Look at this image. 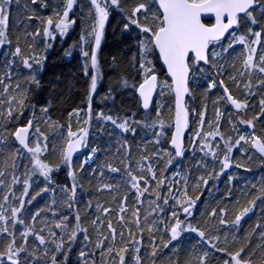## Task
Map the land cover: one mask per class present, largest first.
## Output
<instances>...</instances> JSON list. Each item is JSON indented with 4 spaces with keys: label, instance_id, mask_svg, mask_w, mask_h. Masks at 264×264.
Masks as SVG:
<instances>
[{
    "label": "snow or ice",
    "instance_id": "obj_1",
    "mask_svg": "<svg viewBox=\"0 0 264 264\" xmlns=\"http://www.w3.org/2000/svg\"><path fill=\"white\" fill-rule=\"evenodd\" d=\"M31 5H36L38 0H29ZM20 8V0H0V48L8 45L12 47L10 38V24L13 21V11ZM41 6L47 8V2L41 0ZM89 17L91 19L90 30L86 35L80 36L81 55L84 58L82 65L83 75L88 80L86 94V109L75 108L68 113L69 123L66 125L52 121L49 113V105L42 106L39 111L44 114L46 124L58 128L59 148L53 145L52 154L57 155L55 163L47 158L49 137L36 123V106L27 104L26 92L20 96H9L11 84H6L5 79L11 80L12 66L17 57L21 58L24 68L33 70V63L37 66L34 73H38L42 67L44 56L37 57L33 54L34 44H28L29 54L25 55L24 50L19 46L20 37H16L15 50L5 52L4 56H11L12 60L5 65L4 76L0 77V86L3 87L0 97V109L6 104V112L0 110V128L7 136L0 134V146L5 145L7 138H14L15 151L11 153V164L5 160L0 167V177L5 176V170L12 169L11 184H5L0 179V186H4L19 206L9 203V195L2 197L0 203V264H48L44 257H48L50 264H68V255L65 237L71 242L77 239L78 233H83L86 246L91 245L99 250L101 264H144L141 256L143 236L145 232L149 236V245L152 249L150 256L158 255L155 236L161 237V243L167 248L173 242L174 247L180 245L184 234H195L198 238L200 248H210L216 253H222L218 264H264V243L258 245L262 251L257 259L255 250H250V242L241 243L238 248L229 246V233L227 230L224 239L221 241L219 229L215 225L211 228L217 234L213 235L212 230H202L199 223H194L195 217L191 209L196 200L188 194V178L180 177L176 173L171 179L158 172L159 164L163 161L164 155H168L165 162L166 167L171 165V154L162 147L170 142L176 157L184 154V133L190 126V118L195 117L198 121V128L192 138L193 146L200 145V150L205 151V156L211 154L213 159L220 156L218 151L221 148L219 143H209L217 137L223 141V158L220 159L221 172L231 166V153L234 147H239L246 152V145L264 159V130L260 135L256 134L255 122L264 120V95L259 100L260 111L258 114L248 117V110L252 107L247 97L257 95L254 88L264 91V51L259 52L258 47L264 49V0H135L129 8L121 4V0H88ZM76 8H83L82 0H61L60 6L53 10L52 15L39 16L35 9H29V3L24 4L25 11H30L27 16L29 22L36 19L41 27L35 32L25 31V39L42 35L45 40H55L58 33L64 37L70 28L76 23V19L70 16ZM119 10L123 13L122 31L124 33L135 32L137 40V52L131 58V67L135 69V77L130 83L129 79L121 76L120 86L124 89L131 88L137 101V111L143 110V117L137 119V112L132 111L130 115H121L120 111L113 108L93 109V97L97 92L98 82L102 79L103 73L99 59L102 41L105 39L106 22L109 19L110 11ZM259 30H256V27ZM88 50H85L84 46ZM242 46L243 51L239 53L240 67L236 63L230 65L231 72H227L224 65L219 63L222 54H230L235 51V46ZM45 47H51L46 43ZM217 48L220 51H217ZM70 53L66 52V55ZM31 61V62H30ZM113 63L116 58L113 57ZM159 65V67H158ZM259 73L261 78L253 84V74ZM207 83L208 90L213 88L221 89V94L213 100L215 109L214 120H206L207 106L204 110L189 108L186 97L192 96V82L198 83L199 78ZM235 85L238 91L244 93V98L233 94L224 77ZM29 83L40 86L37 74L29 78ZM16 90L20 85L16 84ZM167 93L171 101L165 105L162 98ZM158 96L160 99H155ZM107 98L114 101L111 90ZM223 102L225 107L234 109L229 112V125L235 131L237 125H245L252 131L246 135H238L233 139L225 137L221 131L220 120L224 115L217 105ZM25 107L32 111V117L26 123L17 126L19 117L23 115ZM167 107L168 119L163 118V110ZM153 113L154 118H153ZM76 117L77 129L74 131L71 124L72 117ZM233 116L237 119L233 120ZM97 125L94 129L93 125ZM205 123L210 131H204ZM112 131L108 132L110 139H113V132L119 130L121 134H132L135 136L137 128L150 129L153 139L149 141L155 148L151 154L147 153V147L142 149L138 160L132 158V145L126 137L116 141V155L121 157L123 165V177L121 184L113 185L109 182H102L96 191L115 193L112 196L111 204H96V215L89 224L95 239L89 235V227L83 225L81 216L77 212L73 219L63 213L51 210L52 220L42 218L46 209L30 211L26 205L31 204L42 192L55 191L53 173L61 168L67 169V176L71 178V185H59V191L64 193L63 202L71 209L75 202L77 189L82 187L77 183V171H83L88 163L83 162L74 167V154L79 153L82 148L88 146V139L93 132L104 133L108 125ZM28 155V164H25L23 178L17 175L20 165L18 160ZM251 159V157H248ZM135 164V167H133ZM239 163L236 167H240ZM110 173H120L121 168L105 161L104 165L92 170V175H99L101 181L104 177V168ZM219 172L215 169L208 172V178L203 175L197 178L194 185L199 190L201 184L207 185L209 179L218 177ZM42 177L45 187L40 188L35 195H31L30 189L35 183V177ZM183 184V189L176 187ZM22 184V193L16 197L14 186ZM167 188V194L164 188ZM252 187H255L253 185ZM123 189V194L121 191ZM175 191V195L173 192ZM261 196L253 197L248 201V206L235 214L234 220L229 222L226 219L227 209L220 208V226L231 223L237 228L244 216L252 211L257 199L264 198V188L260 190ZM134 197L133 205L129 204V196ZM228 196H231L229 191ZM30 197V198H29ZM28 198V199H26ZM145 198L147 208H144ZM171 201V203H170ZM53 205L56 204L55 199ZM91 207V202L88 204ZM146 214L141 216V211ZM59 220L57 221V216ZM209 215L215 218L217 210L213 209ZM31 217L32 223L27 222ZM183 216V219L181 218ZM110 217H115V224ZM40 221L41 227L36 228L35 223ZM22 226L23 231L18 229ZM259 229V236L264 241V224L256 225L253 231ZM59 230V231H57ZM251 235V234H250ZM167 236L165 241L163 237ZM36 242L32 250H29V238ZM119 237V239H117ZM139 237V238H138ZM237 240L236 236L232 237ZM53 247L50 249L48 245ZM70 251V249H68ZM144 248V251H147ZM37 252L40 255H37ZM56 253H62L64 259L59 261ZM209 251L205 250L200 255H189L184 264H209ZM80 264H97L95 253L81 250L79 253ZM91 258V259H90ZM153 264L155 261L153 260Z\"/></svg>",
    "mask_w": 264,
    "mask_h": 264
},
{
    "label": "trees",
    "instance_id": "obj_2",
    "mask_svg": "<svg viewBox=\"0 0 264 264\" xmlns=\"http://www.w3.org/2000/svg\"><path fill=\"white\" fill-rule=\"evenodd\" d=\"M25 2V0H24ZM43 2L48 3V7L44 8L41 6V0H38L36 5L29 7L30 9H35V12L39 16H48L53 14V10L60 6L61 0H43ZM135 0H121V4L127 9ZM83 8H76L74 14H70L76 19V23L73 29L70 31L66 38L60 37L57 33V38L55 40H45V38L40 35L36 36L34 39L29 37L25 39V31L35 32L37 28H40V22L33 19L31 22L28 21L27 16L30 11H25L24 7L20 6L19 9L13 11V21L10 24V38L12 39V47L9 48L8 45L0 48V77L4 76L5 65L8 61L12 60L9 55L4 56L5 52H11L15 50L16 37H20L19 46L24 50L25 55L29 54L28 44H34L33 54L37 57L44 56L46 59L42 63V67L38 73H34L36 65L33 63V70L24 68L21 58L17 57L12 66L11 80L5 79L6 84H11L9 90V96H20L25 92L28 96L27 104L36 106V123L39 124L41 130L48 135V154L47 158L55 163L58 159L57 155L52 154L53 145L55 144L58 149L60 144L58 141L59 129L49 126L45 123L44 114L39 111L42 106L50 104L48 115L51 117L52 121L59 122L65 125L69 123L68 113L72 112L75 108L86 109V94L88 88V80L83 75L82 65L84 63V58L81 55V44L80 36L86 35L87 31L90 30L91 19L89 17V6L88 0H82ZM24 6V3H21ZM122 20L123 13L119 10L110 11V16L106 22L105 28V39L102 41L101 50L99 52V59L101 63V69L103 73L102 82L98 84V89L93 97V109L99 111L101 109L113 108L116 111H120L121 115H130L132 111L137 112V119H141L144 115L143 110L137 111V101L133 94L131 88L124 89L120 86V78L124 76L129 79L131 83L135 77V69L131 67V58L137 52V40L136 33H124L122 31ZM259 30V27H256ZM51 44V47L46 48L45 44ZM85 50H88L85 45ZM217 51H220L217 48ZM243 51L242 46H235V51H231L230 54H222V58L219 59V63L223 64L227 72H231L230 65L236 63L239 68L240 61L238 59L239 53ZM264 51L258 47L259 52ZM67 53H70L66 55ZM113 57L116 58V63H113ZM31 62V61H30ZM159 67V65H158ZM37 74L40 80V86L37 88L35 85L29 83V78L31 75ZM199 78V73H197ZM261 78L260 74H253V84L256 80ZM226 83H228L233 94L244 98V93L238 91L235 85H232L230 81L227 80V76L224 77ZM20 85V89L16 90V84ZM206 81L203 78H199L198 83L196 81L192 82V96L188 98L189 108H195L197 110H204V105L207 106L206 120H214V106L213 100L217 99L221 94V89L213 88L208 90L206 87ZM111 90L112 96L115 98L114 101L111 98H107L108 93ZM3 87L0 86V93H2ZM257 95L247 97L248 103L252 107L248 110V117L256 115L260 111L259 100L264 91L254 88ZM7 99V97H0ZM157 99H160L157 96ZM162 102L167 105L171 101L167 97L162 98ZM217 107L220 109L224 115L220 120L221 131L225 134V137L231 136L233 139L238 138V135H244L248 132V128L245 125H237L234 131L229 125V112H235L234 109L225 107L223 102H220ZM7 105L5 104L2 109L6 112ZM153 113V118H154ZM169 116L167 107L163 110V118L167 121ZM32 117V111L25 107L23 115L19 117L17 126L26 123L28 118ZM237 117L233 116V120ZM72 128L75 131L77 129L76 117L73 116L71 119ZM3 123V121H0ZM94 129L98 127L93 125ZM198 128V121L195 117L190 118V126L188 134L185 141V150L182 158L178 159L175 154L170 149V142L163 144L162 147L167 153L171 154L172 163L166 167L165 162L168 159V155H164L163 161L159 164L158 172H162L164 176L171 179L176 173L180 177L188 178V194L196 199L194 207L191 209L193 216L195 217L194 223H199L202 230L209 231L212 230V234H217L215 230L211 228L215 225L219 229V235L221 241L224 239L225 231L229 233V246L232 248H238L241 243L246 241L250 242V250H255L256 256L253 259H257L262 249L257 247L258 245L264 243L260 239L259 229L253 231L258 224H264V198L257 199L255 206H252V211H250L246 216H244L237 228L232 227L229 223L226 228L225 226L219 225V220L221 216L219 214L220 208L227 209L226 219L231 222L234 220L235 214H238L243 207L248 206V201L253 197L261 196L260 189L264 188V159H262L259 154L251 148L250 145L247 146V151L244 154L240 153V148L234 147L231 153L232 161L231 166L228 169H224L221 172L220 159L223 158V141L219 137L213 141L209 138V143L216 144L219 143L221 148L218 150L221 154L217 159H213L211 154L205 156L204 151L200 150V145L196 144L193 146L192 138L195 131ZM208 124L205 123L204 131H210ZM264 130V120H257L255 122V131L257 135H260ZM112 131V126L109 124L107 126V131L104 133L93 132L88 139V146L82 148L79 153L74 154V167L75 165L83 162L85 159L88 163L84 166L83 171H77V183L82 187H78L75 202L72 204L71 209L67 207L63 202L64 193L59 191V185L67 184L71 185L72 180L67 176V169L61 168L60 171L53 173V182L55 185V191L50 190L48 192H42L36 197L31 204L26 205L30 211H37L41 208L46 209L45 214L42 218L52 220L51 210H55L58 214L63 213L73 219L77 212H79L83 225L89 227V235L95 239V232L92 231L89 222L95 218L96 215V204H111L112 207H118L117 204H112V196L115 193H109L107 191L97 192L96 189L98 185L102 182H109L113 185L121 184L123 177V165L120 163L119 156L116 155L117 143L119 139L127 138L129 143L132 145V158L133 160H138L142 154V149L147 147V153L151 154L154 151L155 146L150 143L153 139L150 129L137 128L135 136L132 134H121L117 129L113 132V139H110L108 132ZM3 133V128H0V134ZM6 136L7 133H4ZM10 137V136H9ZM14 138L10 137L8 147H5V154L0 151V167L5 160L11 164V153L15 151V146L13 144ZM242 156L247 157L246 167L240 166L236 167L235 162L241 160ZM251 157V159H248ZM237 160V161H236ZM105 161L112 163L114 166L121 168L120 173H110L107 168H104L103 181L100 180L99 175H92V170L97 169L98 166L104 165ZM17 163L20 165L17 175L23 178L25 172V164H28V155L24 153V158L18 160ZM135 167V164H133ZM215 169L219 172L218 177L209 179L208 184L205 186L201 184L199 190L194 188L199 176H204L208 178V172ZM12 169L9 167L5 170V176L0 177L5 181V184H11ZM35 183L32 184L30 189L31 195H35L40 188L45 187L42 177H35ZM255 185V187H252ZM183 189L184 185L181 183L177 185ZM22 184L14 186V191L16 197H20L22 193ZM229 191L231 196H228ZM165 194H167V188H164ZM8 194L9 203L13 206L18 207L19 205L12 200L11 194L8 189L4 186H0V203H3L2 197ZM123 194V189L120 193ZM175 191L173 195H175ZM30 198V197H29ZM28 199V198H26ZM55 199L56 204L53 205V200ZM134 197L129 196V204L133 205ZM91 202V207L88 206ZM171 203V201H170ZM144 208H147V199L145 198ZM217 210V215L212 218L209 213L213 210ZM146 213L142 210L141 216ZM115 224V217H110ZM183 219V216H181ZM57 221L59 220V215L57 216ZM27 222L32 223L31 217H27ZM37 229L41 227L40 221L35 223ZM23 231L22 226L18 229ZM59 231V230H57ZM251 234V235H250ZM236 236L237 240L233 241L232 237ZM139 238V237H138ZM119 239V237L117 238ZM168 237L164 236L163 240H167ZM66 248L64 251L68 255V264H80L79 253L81 250L92 251L95 253V259L97 264H101V258L99 250L94 249L91 245L86 246L87 242L84 240L83 233H78L77 239L71 242L67 241L65 237ZM155 243L157 245L158 255L156 257H151L150 253L152 251L149 245V236L145 232L143 236V248L141 249V256L144 260V264H184V261L189 257V255H200L203 251H209L208 256L209 264H218L219 258L223 255L222 253H216L210 248H200L198 246V238L195 234H184L182 242L180 245L174 247L176 242L170 244L167 248H164L161 243V237L155 236ZM36 242L29 238V250L35 246ZM51 249L53 246L48 245ZM147 248V251H144ZM70 249V251L68 250ZM37 255H40L37 252ZM57 259L62 261L64 256L62 253H56ZM44 260H50L48 257H44ZM91 259V258H90Z\"/></svg>",
    "mask_w": 264,
    "mask_h": 264
},
{
    "label": "rangeland",
    "instance_id": "obj_3",
    "mask_svg": "<svg viewBox=\"0 0 264 264\" xmlns=\"http://www.w3.org/2000/svg\"><path fill=\"white\" fill-rule=\"evenodd\" d=\"M128 1H129V0H128ZM21 3H24V4H25V3H29V7H32V5L30 4L29 0H25V2H24V0H20V6L24 7ZM14 7H15V6H14ZM32 8H33V7H32ZM29 9H30V8H29ZM74 12H75V11H74ZM73 27H74V25H73ZM73 27L69 29L68 33H67L63 38H66V37L68 36V34L70 33V31L73 29ZM100 82H102V79L98 82V84H99ZM97 89H98V88H97ZM251 131H252V129H249V128H248V132H246L244 135L247 136ZM1 134L4 135V132L1 133ZM6 136H7V135H6ZM9 140H10V137L7 138V142H6L5 145L0 146V151H1L3 154H5V147H6V146L8 147ZM245 148L247 149V146H245ZM240 153H241V154H244L245 152H242V151L240 150ZM236 161H237V160H236ZM237 163H239L241 166L246 167V164H247V157H246V156H242L240 161L238 160L237 162H235V164H237Z\"/></svg>",
    "mask_w": 264,
    "mask_h": 264
},
{
    "label": "water",
    "instance_id": "obj_4",
    "mask_svg": "<svg viewBox=\"0 0 264 264\" xmlns=\"http://www.w3.org/2000/svg\"><path fill=\"white\" fill-rule=\"evenodd\" d=\"M155 99H157V96L156 97H154V100ZM186 100L188 101V98L186 97ZM188 130H189V128L188 129H186L185 130V133H184V141H183V147H184V150H185V141H186V137H187V134H188ZM170 149H171V151L174 153V149L172 148V146H171V144H170ZM257 153V152H256ZM175 154V153H174ZM258 154V153H257ZM183 156V155H182ZM182 156H180V157H177L178 159H180V158H182Z\"/></svg>",
    "mask_w": 264,
    "mask_h": 264
}]
</instances>
